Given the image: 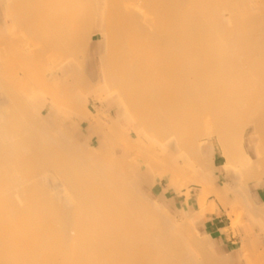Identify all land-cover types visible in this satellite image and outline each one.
Segmentation results:
<instances>
[{
    "label": "bare ground",
    "instance_id": "6f19581e",
    "mask_svg": "<svg viewBox=\"0 0 264 264\" xmlns=\"http://www.w3.org/2000/svg\"><path fill=\"white\" fill-rule=\"evenodd\" d=\"M0 16V264H233L197 225L214 195L264 228L245 184L264 176V0H0ZM164 180L201 187L185 222L144 200Z\"/></svg>",
    "mask_w": 264,
    "mask_h": 264
},
{
    "label": "crops",
    "instance_id": "0c3cea01",
    "mask_svg": "<svg viewBox=\"0 0 264 264\" xmlns=\"http://www.w3.org/2000/svg\"><path fill=\"white\" fill-rule=\"evenodd\" d=\"M0 19H1V16H0ZM215 165H216V170L213 173V182L217 188L221 189V187H223L224 183H225L226 172L223 169V164H219L217 157H216ZM218 181H219V183H218ZM155 186L152 189V194L154 196H158L160 198L164 197V200L169 201L172 204H174L173 206L176 209V211L181 213L183 216L188 217L190 211H196L197 212L199 210V197L201 195V187H195V186L191 187L190 188L191 195L188 196L187 195L188 189H186V188H182L180 193L177 194L173 188L168 187V183L162 184V182H158ZM250 194L253 197H255V202H257V205H258V203L260 204V205H258V207L260 209H263V207H264V205H263L264 204V185H260L256 188H254L252 191L250 190ZM234 198H235V196L233 194H231L230 195L231 201H234ZM208 202H209V204H208ZM206 204L208 207H210V206H213L214 208L216 207L215 209H218V212L216 211L214 213H209L203 219V221L205 223L202 221L201 224L197 225V229L200 231V234L204 235V237H206L207 239H208V237H210L209 239L213 241V244L216 245V247L221 250V253L223 254V258L224 257L229 258V256L231 255L232 258L231 257L230 258L233 260V264H259V263L264 264V253H263L264 252V246L262 245V243H264V228H261L260 226H257L254 224V222L252 221V219L249 216L246 209L244 207H242L243 211H244L245 224L243 226L239 227L238 229H233L231 222L229 221V217H228V214H229L228 212L231 211L230 206L227 207L228 210H227V208L224 210V208L222 207V205L220 204V202L216 199V197L214 195H207ZM215 204H216V206H215ZM226 211H228V212H226ZM249 229H251V232L249 231ZM220 231H221V233H220ZM254 235L256 236V240L259 243V245H258L259 247L256 246V247H258V249L255 248V249L259 250V251L256 250L257 253H255V255H254L256 258L255 261H253L254 251H252L250 248H248V246L249 247L250 246L253 247V246L249 245L250 242L249 243L247 242L248 238L251 239V236H253L252 238H255ZM246 236H248V237L246 238ZM242 238H244L245 240L244 239L242 240ZM245 242H247V244H245ZM244 244L246 245V248L251 250V253L253 252L252 256H251V257H253L252 259L250 258V255L248 254V252H246V253L249 256H247V254H245L242 257L239 256V252L242 249V247L244 246ZM255 249H253V250H255ZM257 257L260 259V261L258 260Z\"/></svg>",
    "mask_w": 264,
    "mask_h": 264
},
{
    "label": "rangeland",
    "instance_id": "374dc122",
    "mask_svg": "<svg viewBox=\"0 0 264 264\" xmlns=\"http://www.w3.org/2000/svg\"><path fill=\"white\" fill-rule=\"evenodd\" d=\"M107 100H109V101H111V99H107ZM100 112L102 113L103 112V110L102 109H100ZM117 111L114 109L113 110V117H114V119L116 118V116H117ZM70 126H71V128L69 129V131L70 132H73L74 131V127H73V124H70ZM86 127V128H85ZM87 127H88V125H87V123H84L83 124V131H82V135H81V137H83L82 139V141H78V140H76V142H77V144L78 145H82V146H84L86 149H87V151L89 150L90 151V149L88 148V146H87V142H88V134H87ZM85 130V131H84ZM84 132V133H83ZM98 144H99V142H96V144H94V146H93V148L95 149H98ZM216 149H217V152H216V157L218 158V162H219V164H224L225 163V158L222 156V154L220 153L221 151H220V149H219V147H216ZM247 181V180H246ZM246 181H245V184L247 185V187L252 191L254 188H256V187H258L260 184L261 185H264V176L263 177H261V178H259L258 180L257 179H254V180H251V181H249L248 180V182L246 183ZM159 182H162V184H165V183H168V181L167 180H164V181H159ZM237 182H239V181H237ZM240 183V182H239ZM234 185L236 186V182H234ZM143 198H144V200L145 201H147V202H149V203H151V204H155V202H156V205L157 206H159V207H161L162 209H161V211L163 212V214H165V215H173L174 216V218H175V220H177V221H179V222H185V220L187 219L185 216H183V215H181V213H179L178 211H176V209L174 208V206H173V204L171 203V202H169V201H162L161 199L162 198H160V197H158V196H154L153 194H152V192L150 191V190H144V192H143ZM172 207H173V209H172ZM236 209H238V212H237V214H236ZM263 210H264V207H263ZM234 211V212H233ZM231 213L230 214H232V213H235V214H232L231 216H230V218H229V221L231 222V225H232V228L233 229H238L239 227H241V226H243L244 224H245V220L244 219H242V221H241V216H242V218H245L244 217V211H243V208L240 206V207H236L235 208V210H231L230 211ZM167 213H169V214H167ZM229 214V215H230ZM239 214H241V215H239ZM233 216V217H232ZM235 216H237V217H240V218H238L235 222H236V224H234L235 222H234V220L233 219H235V218H237V217H235ZM180 217V218H179ZM182 218V220H178V219H181ZM239 220V221H238ZM187 222V221H186ZM232 222H233V224H232ZM235 225V227H233ZM199 239H202V240H207V238L206 237H204L203 235H201L200 234V238ZM208 243V247L210 248V250H211V252H212V254H213V256H214V258L216 259V260H218V259H220L221 260V258L223 259V254L221 253V250L220 249H218L217 247H216V245H214L213 244V242H212V240H209V242H207ZM206 243V244H207Z\"/></svg>",
    "mask_w": 264,
    "mask_h": 264
}]
</instances>
